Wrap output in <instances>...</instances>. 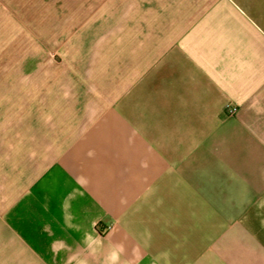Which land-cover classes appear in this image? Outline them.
<instances>
[{"label": "crops", "instance_id": "0c3cea01", "mask_svg": "<svg viewBox=\"0 0 264 264\" xmlns=\"http://www.w3.org/2000/svg\"><path fill=\"white\" fill-rule=\"evenodd\" d=\"M78 35L0 70V264H264V0H82Z\"/></svg>", "mask_w": 264, "mask_h": 264}, {"label": "rangeland", "instance_id": "374dc122", "mask_svg": "<svg viewBox=\"0 0 264 264\" xmlns=\"http://www.w3.org/2000/svg\"><path fill=\"white\" fill-rule=\"evenodd\" d=\"M80 29L82 0H0V47L8 60L0 70L6 75L30 73L29 66L10 64L35 57L36 44L77 41ZM53 54L60 59L63 51Z\"/></svg>", "mask_w": 264, "mask_h": 264}, {"label": "clouds", "instance_id": "9594fccd", "mask_svg": "<svg viewBox=\"0 0 264 264\" xmlns=\"http://www.w3.org/2000/svg\"><path fill=\"white\" fill-rule=\"evenodd\" d=\"M88 156L92 158L94 156V151L90 150L88 152ZM141 167L147 168L148 163L147 161H142L141 162ZM80 178H78L79 182ZM122 202L123 198H122ZM264 203V202H262ZM95 249H93L94 251ZM126 249L123 243H117L112 246L111 251L105 256L104 264H119L120 262V257L125 253ZM135 252V249L133 250Z\"/></svg>", "mask_w": 264, "mask_h": 264}, {"label": "built area", "instance_id": "2783aa9c", "mask_svg": "<svg viewBox=\"0 0 264 264\" xmlns=\"http://www.w3.org/2000/svg\"><path fill=\"white\" fill-rule=\"evenodd\" d=\"M228 109L230 112H234L236 110V107L231 104H228Z\"/></svg>", "mask_w": 264, "mask_h": 264}]
</instances>
